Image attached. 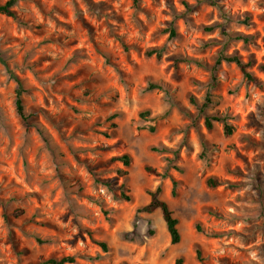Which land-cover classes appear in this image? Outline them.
Listing matches in <instances>:
<instances>
[{
    "label": "rangeland",
    "instance_id": "1",
    "mask_svg": "<svg viewBox=\"0 0 264 264\" xmlns=\"http://www.w3.org/2000/svg\"><path fill=\"white\" fill-rule=\"evenodd\" d=\"M216 2L17 0V18L0 13L29 115L0 61V264H264V0ZM158 187L176 244L160 209L139 212Z\"/></svg>",
    "mask_w": 264,
    "mask_h": 264
},
{
    "label": "trees",
    "instance_id": "2",
    "mask_svg": "<svg viewBox=\"0 0 264 264\" xmlns=\"http://www.w3.org/2000/svg\"><path fill=\"white\" fill-rule=\"evenodd\" d=\"M134 1L137 2V0H134ZM206 1L212 5L218 6V3L216 2V0H206ZM16 2H17V0H8L4 4H0V13L5 14V15L10 16V17H13V18H17V14L13 10V6L16 4ZM214 28H215V26H210V27H208V30H213ZM165 32H170V36H172V37L176 36V30H175L174 26H171L169 29H166ZM223 35L226 39H229L231 37L230 33L226 32V31L223 32ZM237 38L244 40V42H249L251 40V38L249 36L244 35V34H238ZM163 51H164V49L151 48V49H148L146 51V55L147 56L156 55V57L158 59H161L162 55H163ZM0 61L4 64V66L10 72L11 76L15 79V81L17 82V85H18L17 98H16L17 113L20 115V117L24 121H28L29 115H27V113H26L25 105H24V101H23V94L25 92L23 84H22L20 78L14 72H12L9 69V65L7 64L6 60H4L2 58L1 54H0ZM222 61L235 62L241 68L242 72L244 73V75L249 80H255L253 74L250 71H248V63L244 62L240 56H238V55H229L228 56V55H225L224 53H222L218 59V64H220ZM262 68H264V65ZM155 89H164V85L161 83L151 81L146 88L147 91H153ZM192 102L194 104H196V106L199 107V104L195 100V98H192ZM211 102H214V100L211 98L210 95H208L206 98V101L199 108L202 111H205V109L207 108V106ZM115 116H117V114H114L113 117H115ZM213 119L214 120H221V117L212 118L210 116H206L205 123L209 129L213 128ZM225 126H226V130L228 132L232 131V127H230L229 124L225 123ZM152 130H154V129L152 128ZM115 159L121 160L124 163V165L127 167L130 166L132 163V157L128 153H125L119 157H116ZM148 170L156 173V171L154 169H151V167H148ZM208 182H209L210 186H213V187L219 186L221 184V182L217 178H210L208 180ZM172 192H173V195L176 194L175 186H174ZM160 194H161V188L160 187H158L154 191H150V195H151L150 202L147 205L139 208V212L152 213V212L160 209L162 212L163 218L166 222L168 231L170 232L171 242L173 244H176V243L180 242V240H181V233H180L179 226H178L179 219L174 215V212L171 209L169 203L160 197ZM124 197L127 200H131V197L128 195H124ZM99 244L103 247L104 250H108V246L105 242H100ZM74 262H76V257L73 255L64 256V257L59 258V259L58 258H50V259L45 261V263H47V264H65V263H74ZM122 264H127V263H122ZM175 264H184V258L183 257L177 258Z\"/></svg>",
    "mask_w": 264,
    "mask_h": 264
}]
</instances>
